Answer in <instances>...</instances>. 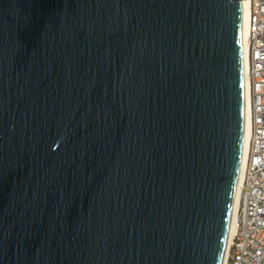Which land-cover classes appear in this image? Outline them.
<instances>
[{
    "label": "water",
    "instance_id": "obj_1",
    "mask_svg": "<svg viewBox=\"0 0 264 264\" xmlns=\"http://www.w3.org/2000/svg\"><path fill=\"white\" fill-rule=\"evenodd\" d=\"M242 2L0 0V264H223Z\"/></svg>",
    "mask_w": 264,
    "mask_h": 264
},
{
    "label": "built area",
    "instance_id": "obj_2",
    "mask_svg": "<svg viewBox=\"0 0 264 264\" xmlns=\"http://www.w3.org/2000/svg\"><path fill=\"white\" fill-rule=\"evenodd\" d=\"M250 137L226 264H264V0H249Z\"/></svg>",
    "mask_w": 264,
    "mask_h": 264
},
{
    "label": "bare ground",
    "instance_id": "obj_3",
    "mask_svg": "<svg viewBox=\"0 0 264 264\" xmlns=\"http://www.w3.org/2000/svg\"><path fill=\"white\" fill-rule=\"evenodd\" d=\"M249 0H243L242 2V34H243V56H244V82H245V128H244V141L243 152L239 168L237 189L235 193L233 212L228 232L227 245L224 254L223 264H226V257L230 244L232 243L235 228H236V213L239 204L240 192L243 187L245 177V164L247 156V148L250 137V113H251V98H250V79H249V64H248V36H249V17L250 11L248 6Z\"/></svg>",
    "mask_w": 264,
    "mask_h": 264
}]
</instances>
